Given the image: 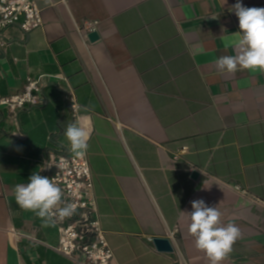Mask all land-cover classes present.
Instances as JSON below:
<instances>
[{
	"label": "crops",
	"instance_id": "obj_1",
	"mask_svg": "<svg viewBox=\"0 0 264 264\" xmlns=\"http://www.w3.org/2000/svg\"><path fill=\"white\" fill-rule=\"evenodd\" d=\"M36 3L42 26L9 27L0 46V98L28 80L41 95L19 110L0 106V264H72L56 251V225L42 227L13 192L34 172L45 176L51 154L70 150L72 122L89 133L111 264H209L188 232L198 199L241 230L223 264H264V72L215 64L235 54L226 45L239 31L229 11L237 0ZM85 21L97 22L96 40L80 31ZM155 238L173 251L157 250Z\"/></svg>",
	"mask_w": 264,
	"mask_h": 264
},
{
	"label": "clouds",
	"instance_id": "obj_2",
	"mask_svg": "<svg viewBox=\"0 0 264 264\" xmlns=\"http://www.w3.org/2000/svg\"><path fill=\"white\" fill-rule=\"evenodd\" d=\"M226 3L227 0H223V5ZM229 11L234 12L239 21V31L226 45L232 47L235 54L217 58V70L228 74L241 70L264 72V7H246L237 0ZM64 136L75 156L86 154L89 133L83 127L76 122L68 123ZM13 192L19 208L33 212L41 219L42 227L55 226L57 219L70 218L77 211L75 204L64 200V192L54 178L39 172H34L28 183L15 185ZM191 206L192 211L186 214L195 248L204 253L209 264H223L241 237L240 228L232 222L222 223L223 214L218 206L209 207L202 199L192 201Z\"/></svg>",
	"mask_w": 264,
	"mask_h": 264
},
{
	"label": "built area",
	"instance_id": "obj_3",
	"mask_svg": "<svg viewBox=\"0 0 264 264\" xmlns=\"http://www.w3.org/2000/svg\"><path fill=\"white\" fill-rule=\"evenodd\" d=\"M43 24L42 10L36 0H0V46L8 44L4 32L17 27L29 33ZM97 22L85 21L80 31L85 35L95 31ZM41 102L40 86L28 80L24 89L10 97L0 98V106L12 111L26 104ZM182 151H185L183 149ZM45 176L54 178L64 192V200L76 205V213L70 218L57 219L59 244L56 251L67 257L72 264H111L113 250L96 216L93 195V176L87 153L75 156L70 150L55 152L45 161ZM175 240V234H172Z\"/></svg>",
	"mask_w": 264,
	"mask_h": 264
},
{
	"label": "water",
	"instance_id": "obj_4",
	"mask_svg": "<svg viewBox=\"0 0 264 264\" xmlns=\"http://www.w3.org/2000/svg\"><path fill=\"white\" fill-rule=\"evenodd\" d=\"M97 37H98L97 32H91L88 36L90 41L96 40ZM192 176L195 178L197 176V172H193ZM153 243H154L155 247L157 248V250H159L161 252H172L173 251L171 242L167 238H155L153 240Z\"/></svg>",
	"mask_w": 264,
	"mask_h": 264
}]
</instances>
